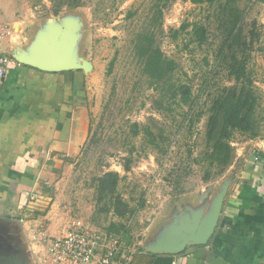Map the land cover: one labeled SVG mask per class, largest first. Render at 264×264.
Listing matches in <instances>:
<instances>
[{
  "label": "rangeland",
  "instance_id": "rangeland-1",
  "mask_svg": "<svg viewBox=\"0 0 264 264\" xmlns=\"http://www.w3.org/2000/svg\"><path fill=\"white\" fill-rule=\"evenodd\" d=\"M155 1L83 0V7L64 8L61 12L71 20V25L82 27L77 53L90 67L87 84L90 127L82 151L60 178V210L68 212L70 219L89 221L99 229L107 228L117 219L102 212L94 179L106 172H118L122 179L119 191L125 200L132 206L138 205L139 199L145 201L131 222L134 242L137 234L144 232L154 218L168 216L170 220L178 214V205L186 196H196L206 185L216 182L204 183L202 168L186 160L188 150H193L194 156L202 150L207 117H203L190 134L189 119L184 116L189 107L183 103L178 106L181 94L173 99L166 91L171 90L172 84L186 87L185 92L190 91L192 98H197L196 113L199 108L206 111L211 96L234 84L226 64L218 60L223 42L218 4L210 7L192 4L189 0H173L163 7L162 20L153 23ZM28 2L32 8L37 7L38 19L56 17L51 0ZM221 2L225 4L226 0ZM237 3L244 15L243 38H251V32L257 34L253 49L247 52L248 69L261 94L259 116L264 130V4L254 0H238ZM195 24L206 28L208 40L202 46L191 42ZM141 33L150 34L154 48L177 63L171 85L156 87L143 73L144 64L135 49ZM135 123L149 126L155 134L162 131L170 140L168 154L163 157L141 136L134 137L132 125ZM241 142H235L234 146ZM128 162L130 169L125 170ZM181 173L185 174L183 194L182 189L176 190L168 181L170 175H174L173 180ZM19 239L15 222L0 218V256H17L19 263H23L26 255L20 250ZM26 260L33 262L31 257Z\"/></svg>",
  "mask_w": 264,
  "mask_h": 264
},
{
  "label": "crops",
  "instance_id": "crops-1",
  "mask_svg": "<svg viewBox=\"0 0 264 264\" xmlns=\"http://www.w3.org/2000/svg\"><path fill=\"white\" fill-rule=\"evenodd\" d=\"M38 14L28 0H0V24L13 28L1 52L11 57L32 52L55 18ZM88 75L20 64L0 84V218L15 222L31 264H51L52 240L76 220L60 210L58 193L63 172L88 139ZM218 208L208 244L163 253L182 236L200 237ZM167 218H154L137 234L132 264H264V137L237 144L226 173L196 196H186L178 214Z\"/></svg>",
  "mask_w": 264,
  "mask_h": 264
},
{
  "label": "trees",
  "instance_id": "trees-1",
  "mask_svg": "<svg viewBox=\"0 0 264 264\" xmlns=\"http://www.w3.org/2000/svg\"><path fill=\"white\" fill-rule=\"evenodd\" d=\"M195 5H209L215 7L218 4L219 23L222 29L223 42L219 48L218 60L225 63L228 76L234 80L232 86L222 88L217 94L209 99L207 110L198 109L196 111V100L192 98L190 91L185 92L186 87L171 85L172 73L178 65L174 60L167 59L162 51L154 48L153 38L150 34L141 33L135 44V49L144 67L143 73L149 80L161 87L171 85V90L166 94H171L176 99L181 94V101L178 106L183 104L189 107L188 112H184L185 119L188 121V132L193 133V128L203 117H207L203 147L198 156H194L193 150H188L186 160L202 168L204 183H210L222 177L233 164L236 157L235 142H246L249 140L262 139L264 137L263 119L259 116L261 94L255 86V79L252 72L248 69V51L254 47L256 32H251V38H243V11L237 8L238 0H189ZM252 1V0H249ZM264 3V0H254ZM52 13L54 16L61 14L64 8L76 10L83 7V0H51ZM173 0H156L153 6V23L162 20L163 7L168 6ZM152 23V24H153ZM186 26H184L185 28ZM182 28V29H184ZM249 39V40H248ZM208 40L206 28L201 24H195L191 32V42L199 46L204 45ZM240 54L242 56H240ZM165 90H162L164 93ZM163 95V94H162ZM162 102L159 107H162ZM181 103H183L181 105ZM172 111V108H168ZM155 134L149 126H141L138 123L132 125L134 137H142L144 142L152 147L159 155L168 154L169 138L161 134ZM242 137V139H239ZM239 139V140H237ZM185 163V162H184ZM125 170H129V162L124 165ZM190 169H192L190 167ZM170 175L168 180L176 190L182 189L181 194L185 193L184 186L185 174ZM121 176L118 172H106L94 179L95 191L98 204L102 205V212L111 214L117 220L110 223L107 228H101L110 234L121 236L125 247L130 248L134 244L131 222L137 211L144 207L145 201L139 199L138 205L132 206L125 200L119 191ZM132 201H135L133 199Z\"/></svg>",
  "mask_w": 264,
  "mask_h": 264
},
{
  "label": "water",
  "instance_id": "water-1",
  "mask_svg": "<svg viewBox=\"0 0 264 264\" xmlns=\"http://www.w3.org/2000/svg\"><path fill=\"white\" fill-rule=\"evenodd\" d=\"M57 17L51 19L47 32L37 42L31 53L18 52L17 55L12 56L13 59L21 65H27L48 73H62L75 69L84 70L86 73L89 72L88 62L82 57L78 58L77 53L82 27L76 28L75 24L71 25L69 18H64L60 21ZM218 214L219 208L215 212V216L207 222L206 229L200 237L190 236L186 238L182 236L176 240L172 247L162 250L163 253L178 254L184 251L188 245L204 246L208 244L215 233ZM18 234L20 237L19 247L22 253L26 255L24 256L25 260L23 263H19L17 256H0V264H30V261L26 260V257L28 259L31 257L28 245L25 244V239L20 232Z\"/></svg>",
  "mask_w": 264,
  "mask_h": 264
},
{
  "label": "built area",
  "instance_id": "built-area-1",
  "mask_svg": "<svg viewBox=\"0 0 264 264\" xmlns=\"http://www.w3.org/2000/svg\"><path fill=\"white\" fill-rule=\"evenodd\" d=\"M12 36V26L0 24V49ZM15 65L20 63L0 50V84ZM48 254L51 264H132L134 249L125 247L121 236L76 219L52 240Z\"/></svg>",
  "mask_w": 264,
  "mask_h": 264
}]
</instances>
